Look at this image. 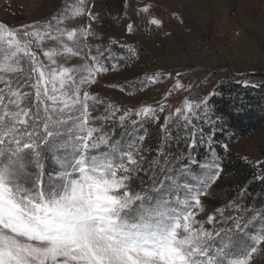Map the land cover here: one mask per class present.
Instances as JSON below:
<instances>
[{"label": "snow or ice", "instance_id": "1", "mask_svg": "<svg viewBox=\"0 0 264 264\" xmlns=\"http://www.w3.org/2000/svg\"><path fill=\"white\" fill-rule=\"evenodd\" d=\"M84 3L80 0L71 15L57 13L46 22L13 28L0 21V264H255L257 256L264 257V229L255 234L247 229L260 213L245 217L251 210L233 202L197 218L205 213L202 197L223 171L208 96L186 99L165 117L149 168L144 167L147 132L135 133L137 125L159 123L163 106L133 112L109 103L105 115L92 116L104 101L88 89L101 74L116 70L117 61L137 58V49L120 45L121 54L112 51L114 41L103 49L88 45L90 36L101 39L91 23L68 27L80 16L96 20ZM150 11L151 5L140 9ZM149 23L163 26L157 18ZM132 30L129 24L127 32ZM46 40L56 42L42 51L48 64L37 53ZM77 57L82 63L66 66ZM160 79L159 74L148 77L153 83ZM175 87L184 88L179 81ZM108 121L127 132L126 144L113 138L114 128L102 130ZM201 123L212 125L207 135ZM181 127L188 163L176 169L160 157L172 128ZM201 145L210 153L203 163L193 151ZM221 147L227 151L228 144ZM197 164L206 170L200 186L180 183L178 175ZM149 169L151 185L134 188L133 181ZM226 208L237 214L226 215Z\"/></svg>", "mask_w": 264, "mask_h": 264}, {"label": "rangeland", "instance_id": "2", "mask_svg": "<svg viewBox=\"0 0 264 264\" xmlns=\"http://www.w3.org/2000/svg\"><path fill=\"white\" fill-rule=\"evenodd\" d=\"M79 3L80 0H0V21L13 28L34 21L46 22L57 13L67 11L71 15ZM145 5H151L148 14L140 12ZM84 9L91 11L96 20L84 15L70 20L68 27L83 28L91 23L92 31L101 39L90 36L86 41L88 45H100L103 49L114 41L110 45L112 51L121 54L124 49L120 45H131L137 49V58L117 61L116 70L101 74L97 83L88 89L104 101V104L95 106L92 116L105 115V105L109 103L122 111L131 109L133 112L146 106L164 107V112L159 114V123L147 122L143 127L137 125L135 135H143L145 131L148 134L149 127L161 130L165 117L182 107L186 99L200 100L205 96L210 99L212 95L209 94L222 83L257 85L253 88L264 85V0H85ZM151 18L160 19L163 26L156 28L151 25ZM129 24L133 25L131 34L127 32ZM53 47H56V42L46 40L42 49H37L45 64L49 62L42 51ZM93 54L96 53L93 51ZM0 63H3L2 57ZM58 63H64L63 58H58ZM77 63H82L78 57L66 66ZM112 63L111 60L106 61V66L110 67ZM154 74H159V83L148 81V77ZM5 75L11 78L23 74ZM177 81L184 86L183 89L175 87ZM95 123L100 125V121ZM113 128V138L126 144L130 137L117 124L105 122L102 130L112 132ZM227 144V151L246 163L258 166L264 161V128ZM144 155V167L149 168L157 154ZM51 166L52 162L47 161L46 168ZM199 169L202 168L188 169L187 173L178 175L179 182L199 187L200 182L206 179V171L199 172ZM151 175L152 169L148 175L141 173L142 181ZM141 179L133 181L134 188L139 189L143 185ZM219 181L218 178L212 183L214 186L210 185L209 195L202 197L205 213L198 219L226 203L220 202L218 189L214 190ZM180 195L183 196L182 190ZM261 229L264 226L252 228L250 233H258ZM255 264H264V257L257 256Z\"/></svg>", "mask_w": 264, "mask_h": 264}, {"label": "trees", "instance_id": "3", "mask_svg": "<svg viewBox=\"0 0 264 264\" xmlns=\"http://www.w3.org/2000/svg\"><path fill=\"white\" fill-rule=\"evenodd\" d=\"M215 93L216 95L210 97L209 103L211 105V115L217 127L214 136L217 143L214 147L221 156L223 171L219 177L220 183L217 184L218 186L216 185L217 187L215 186L216 188L214 187V190L218 189L217 198L220 202H226L223 207L235 202L240 205L241 210L245 208L251 210L243 213L245 217L259 211L260 218L257 219L258 221L247 229L250 233L252 228L264 226V180L258 178L264 176V161L258 166L246 163L238 155L225 151L221 145L228 143V141L246 137L264 128V85L253 88L234 82H226L220 84L215 89ZM201 126L205 135L212 127V125L202 123ZM148 130L149 132L144 141V146L148 150L146 149L147 151L144 154L147 153V157H150L151 153L152 155L153 153L157 154L162 140V132L157 127H149ZM171 135L172 139L165 145L164 156H161L160 160H164L166 156L169 163H174L175 168L179 169L181 165L188 163L184 129L182 127L172 128ZM193 151L195 158L200 163L209 159L210 153L206 145H201ZM180 157L183 158L177 162V158ZM198 167L199 164L190 165L188 169L192 171L198 169ZM202 170L206 171L205 169H199V172H202ZM156 171L159 173V169ZM173 174H177L175 170ZM145 180L141 187L147 189L151 185V180L149 178ZM211 186L207 190L208 193L214 185ZM229 209L226 208L228 213L237 214L234 210Z\"/></svg>", "mask_w": 264, "mask_h": 264}]
</instances>
